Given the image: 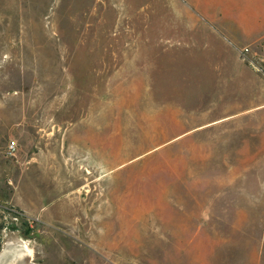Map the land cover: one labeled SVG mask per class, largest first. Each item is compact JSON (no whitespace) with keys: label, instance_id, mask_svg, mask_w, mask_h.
<instances>
[{"label":"rangeland","instance_id":"1","mask_svg":"<svg viewBox=\"0 0 264 264\" xmlns=\"http://www.w3.org/2000/svg\"><path fill=\"white\" fill-rule=\"evenodd\" d=\"M245 46L264 55V0H0V258L264 264Z\"/></svg>","mask_w":264,"mask_h":264},{"label":"bare ground","instance_id":"2","mask_svg":"<svg viewBox=\"0 0 264 264\" xmlns=\"http://www.w3.org/2000/svg\"><path fill=\"white\" fill-rule=\"evenodd\" d=\"M0 264H35L33 252L25 242H9L3 249Z\"/></svg>","mask_w":264,"mask_h":264},{"label":"built area","instance_id":"3","mask_svg":"<svg viewBox=\"0 0 264 264\" xmlns=\"http://www.w3.org/2000/svg\"><path fill=\"white\" fill-rule=\"evenodd\" d=\"M242 55L245 59H249L254 68L264 74V55L258 49H253L250 46H245L241 49ZM17 150V143L15 140L9 142L7 153L15 155Z\"/></svg>","mask_w":264,"mask_h":264},{"label":"crops","instance_id":"4","mask_svg":"<svg viewBox=\"0 0 264 264\" xmlns=\"http://www.w3.org/2000/svg\"><path fill=\"white\" fill-rule=\"evenodd\" d=\"M236 24L240 25V26H246L248 24V21H236ZM255 71L256 70H254L249 65L243 63L242 61H240V60L236 61V73H238L240 75L242 74V76H243L242 78L244 79V81L246 83L250 84L249 81L252 79V75H255ZM251 88L253 89V87H251ZM258 95L259 94L257 93L256 97H259ZM262 97L264 98V92H263ZM262 103L264 104V100L262 101ZM256 104H258V103L257 102H255V103L249 102V105H256Z\"/></svg>","mask_w":264,"mask_h":264}]
</instances>
